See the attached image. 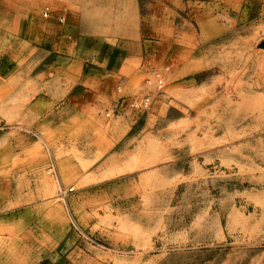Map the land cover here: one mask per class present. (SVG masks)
<instances>
[{"label":"rangeland","instance_id":"rangeland-1","mask_svg":"<svg viewBox=\"0 0 264 264\" xmlns=\"http://www.w3.org/2000/svg\"><path fill=\"white\" fill-rule=\"evenodd\" d=\"M137 1L150 51L142 64L157 71L144 70L139 80L150 83L131 90L150 104L127 107L144 133L121 167L105 161L98 176L59 179L51 161L67 145L15 128L30 101L29 69L0 75V255L26 235L46 264H264V0H230V11L224 0ZM132 4L0 0V51L14 50L20 16L39 29L66 7L82 31L123 34ZM25 160L43 161L42 173L10 183ZM14 224L28 231L9 232Z\"/></svg>","mask_w":264,"mask_h":264},{"label":"crops","instance_id":"crops-1","mask_svg":"<svg viewBox=\"0 0 264 264\" xmlns=\"http://www.w3.org/2000/svg\"><path fill=\"white\" fill-rule=\"evenodd\" d=\"M224 2L230 11V0ZM132 9L137 24L133 21V29L123 34L120 30L114 34L82 31L81 19L74 11L66 12V7L58 16L51 18L50 14L47 21L40 22L39 29L35 25L38 21L20 16L14 19V47H10L14 50L0 51V75L13 65L16 76L29 69L32 81L28 107L18 118L22 126L15 128L26 129L36 138L40 134L55 135L59 138L56 143L67 145L55 152L60 154L59 162L51 161L50 167L58 172L59 179L64 176L77 183L85 176H98L104 172L105 161L117 169L127 152L141 143L144 131L133 129L134 111L127 108L128 102L133 98L134 83L141 86L147 80H139L143 71L149 69L151 74L157 70L142 64L150 51L145 49L137 0H133ZM113 110L110 118L103 114ZM70 135L73 138L69 140ZM69 146L77 151L69 150ZM42 162L25 160L17 168L15 165L10 183L31 184L42 173ZM23 192L22 198H32L25 189ZM10 228L19 233L27 232L29 226L9 225V232ZM10 241L16 247H7L0 255V264H46L41 251L36 256L29 253L26 235Z\"/></svg>","mask_w":264,"mask_h":264},{"label":"built area","instance_id":"built-area-1","mask_svg":"<svg viewBox=\"0 0 264 264\" xmlns=\"http://www.w3.org/2000/svg\"><path fill=\"white\" fill-rule=\"evenodd\" d=\"M44 15L46 16V13H44ZM155 79H156V84L159 88H161L163 86V78L158 74L156 73L155 74ZM146 83H150V81H146ZM121 89H119L120 91ZM150 104V95L149 94H145V95H142L141 97L139 98H135L133 97L129 102H128V106L132 109H136V110H145L146 108H148ZM114 112L113 111H107L105 113V116L106 117H109L112 113Z\"/></svg>","mask_w":264,"mask_h":264}]
</instances>
